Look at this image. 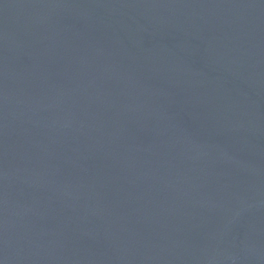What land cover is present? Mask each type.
Wrapping results in <instances>:
<instances>
[{
  "label": "water",
  "instance_id": "obj_1",
  "mask_svg": "<svg viewBox=\"0 0 264 264\" xmlns=\"http://www.w3.org/2000/svg\"><path fill=\"white\" fill-rule=\"evenodd\" d=\"M0 264H264V0H0Z\"/></svg>",
  "mask_w": 264,
  "mask_h": 264
}]
</instances>
